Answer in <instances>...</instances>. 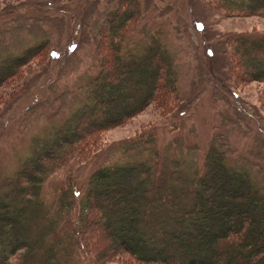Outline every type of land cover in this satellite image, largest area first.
<instances>
[{
  "label": "trees",
  "instance_id": "obj_1",
  "mask_svg": "<svg viewBox=\"0 0 264 264\" xmlns=\"http://www.w3.org/2000/svg\"><path fill=\"white\" fill-rule=\"evenodd\" d=\"M205 4L224 17H264V0ZM141 11L139 0H117L105 14L98 70L81 104L32 139L0 192V264H74L76 257L88 264H264V187L231 169L214 146L200 172L185 182L175 169L173 185H166L155 135H139L121 146L139 158L96 168L83 193L67 178L55 198H45L48 179L70 160L86 161L98 149L99 133L151 104L170 110L181 100L173 57L158 35L127 43ZM45 49L38 42L2 58L0 86ZM225 54L235 80L264 83V34L235 37ZM103 214L109 220L101 223L98 245L94 218Z\"/></svg>",
  "mask_w": 264,
  "mask_h": 264
},
{
  "label": "rangeland",
  "instance_id": "obj_2",
  "mask_svg": "<svg viewBox=\"0 0 264 264\" xmlns=\"http://www.w3.org/2000/svg\"><path fill=\"white\" fill-rule=\"evenodd\" d=\"M116 2L0 0V60L38 42L46 45L45 52L32 56L0 86V192L27 156L32 139L81 104L85 85L98 70L100 33L108 32L100 26ZM139 2L141 18L127 43L158 35L173 57L181 100L170 110L151 104L99 133L98 149L86 161L70 160L48 179L45 198H55L67 178L83 193L96 168L139 158L121 146L150 132L162 153L159 175L166 185H173L175 169L185 182L200 172L206 150L214 146L225 153L231 169L246 172L257 187H264V83L235 80L225 54L235 37L264 34V17H224L205 0ZM94 219L93 237L101 245V223L109 217ZM74 264H88V259L76 257Z\"/></svg>",
  "mask_w": 264,
  "mask_h": 264
}]
</instances>
